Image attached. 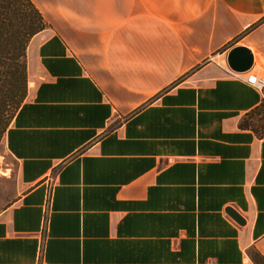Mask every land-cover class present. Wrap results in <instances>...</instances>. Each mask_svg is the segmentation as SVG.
<instances>
[{
    "label": "crops",
    "instance_id": "obj_1",
    "mask_svg": "<svg viewBox=\"0 0 264 264\" xmlns=\"http://www.w3.org/2000/svg\"><path fill=\"white\" fill-rule=\"evenodd\" d=\"M31 1L47 26L4 135L24 190L0 264L39 262L47 202L42 264H255L264 104L225 57L264 63V0Z\"/></svg>",
    "mask_w": 264,
    "mask_h": 264
},
{
    "label": "trees",
    "instance_id": "obj_2",
    "mask_svg": "<svg viewBox=\"0 0 264 264\" xmlns=\"http://www.w3.org/2000/svg\"><path fill=\"white\" fill-rule=\"evenodd\" d=\"M46 26L41 12L31 0H0V83H9L16 89L15 105L26 95L27 84L21 72L14 76L9 74V70L13 66H17L18 70L27 41ZM7 121L0 125V136L8 128ZM250 256L255 264H264V256L258 252L251 250Z\"/></svg>",
    "mask_w": 264,
    "mask_h": 264
},
{
    "label": "rangeland",
    "instance_id": "obj_3",
    "mask_svg": "<svg viewBox=\"0 0 264 264\" xmlns=\"http://www.w3.org/2000/svg\"><path fill=\"white\" fill-rule=\"evenodd\" d=\"M33 36L27 41L24 55L20 58L21 66H13L9 74L21 72L27 84V92L24 98L17 104H14V95L16 89L11 85L0 83V125L8 119L7 127L11 123L13 115L18 106L28 97L29 88L39 79V68L34 55V45L31 43ZM2 69L6 70L5 67ZM5 132L0 136V212L11 205L24 188L21 186L18 177L16 160L8 153L4 144Z\"/></svg>",
    "mask_w": 264,
    "mask_h": 264
},
{
    "label": "built area",
    "instance_id": "obj_4",
    "mask_svg": "<svg viewBox=\"0 0 264 264\" xmlns=\"http://www.w3.org/2000/svg\"><path fill=\"white\" fill-rule=\"evenodd\" d=\"M261 67L264 65L263 62L260 60L257 61L254 59L253 56V64L252 67L243 72H237L233 71L235 74V77L243 81L245 84L256 90L260 96L262 103L264 104V72L263 70H253L254 66ZM49 216H50V208H49V202H47V206L43 209V214H42V224H41V229H40V246L38 250L39 254V262L37 264H42V256L44 252V244L46 241V236H47V230H48V224H49Z\"/></svg>",
    "mask_w": 264,
    "mask_h": 264
},
{
    "label": "water",
    "instance_id": "obj_5",
    "mask_svg": "<svg viewBox=\"0 0 264 264\" xmlns=\"http://www.w3.org/2000/svg\"><path fill=\"white\" fill-rule=\"evenodd\" d=\"M226 63L228 67L237 72L247 71L252 67L253 55L249 48L243 45L232 47L226 54ZM226 213L236 222L243 224L244 219L232 207L226 208Z\"/></svg>",
    "mask_w": 264,
    "mask_h": 264
},
{
    "label": "bare ground",
    "instance_id": "obj_6",
    "mask_svg": "<svg viewBox=\"0 0 264 264\" xmlns=\"http://www.w3.org/2000/svg\"><path fill=\"white\" fill-rule=\"evenodd\" d=\"M258 61V60H257Z\"/></svg>",
    "mask_w": 264,
    "mask_h": 264
}]
</instances>
